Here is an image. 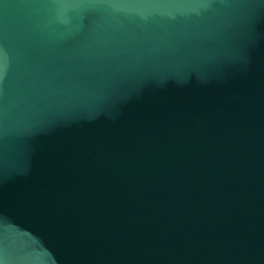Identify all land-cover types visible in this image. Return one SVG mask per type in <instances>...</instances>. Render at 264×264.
Masks as SVG:
<instances>
[{"label": "water", "instance_id": "obj_1", "mask_svg": "<svg viewBox=\"0 0 264 264\" xmlns=\"http://www.w3.org/2000/svg\"><path fill=\"white\" fill-rule=\"evenodd\" d=\"M0 264H264V0H0Z\"/></svg>", "mask_w": 264, "mask_h": 264}, {"label": "clouds", "instance_id": "obj_2", "mask_svg": "<svg viewBox=\"0 0 264 264\" xmlns=\"http://www.w3.org/2000/svg\"><path fill=\"white\" fill-rule=\"evenodd\" d=\"M66 11V9H64V8H61V10H60V15H61V18H63V13ZM66 22V21H65Z\"/></svg>", "mask_w": 264, "mask_h": 264}]
</instances>
